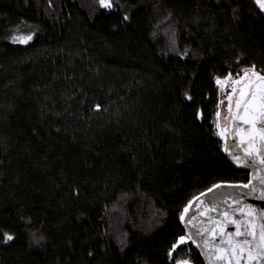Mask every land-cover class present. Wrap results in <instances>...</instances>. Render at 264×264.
<instances>
[{
  "label": "trees",
  "instance_id": "16d2710c",
  "mask_svg": "<svg viewBox=\"0 0 264 264\" xmlns=\"http://www.w3.org/2000/svg\"><path fill=\"white\" fill-rule=\"evenodd\" d=\"M110 1L0 0V264H207L190 205L250 183L215 123L264 9Z\"/></svg>",
  "mask_w": 264,
  "mask_h": 264
},
{
  "label": "water",
  "instance_id": "95a60500",
  "mask_svg": "<svg viewBox=\"0 0 264 264\" xmlns=\"http://www.w3.org/2000/svg\"><path fill=\"white\" fill-rule=\"evenodd\" d=\"M250 73L254 79L240 95L232 129H222L225 155L235 168L250 173V183L212 188L193 201L185 217L207 264H264V133L259 124L264 76Z\"/></svg>",
  "mask_w": 264,
  "mask_h": 264
},
{
  "label": "rangeland",
  "instance_id": "374dc122",
  "mask_svg": "<svg viewBox=\"0 0 264 264\" xmlns=\"http://www.w3.org/2000/svg\"><path fill=\"white\" fill-rule=\"evenodd\" d=\"M258 3L261 6V4H264V0H259ZM253 79H254V76L251 75V73L248 71L236 79H230L224 82H220V85L223 88L221 91L218 113L216 115L215 130H216L217 136L223 141L224 147L226 143V136L222 129L224 127H229L230 129H232V122L237 113L238 104L240 101V95L245 89V86L251 83ZM185 241L180 246H183L189 243L190 239L186 237ZM177 246L175 247V249L180 247V246L178 247Z\"/></svg>",
  "mask_w": 264,
  "mask_h": 264
},
{
  "label": "snow or ice",
  "instance_id": "6c2138e0",
  "mask_svg": "<svg viewBox=\"0 0 264 264\" xmlns=\"http://www.w3.org/2000/svg\"><path fill=\"white\" fill-rule=\"evenodd\" d=\"M257 2H259V0H257ZM100 3L102 6H109L108 3H107V0H100ZM261 7L264 8V4H261ZM125 19H127V17H125ZM238 107H239V104H238ZM262 107H264V105H262ZM245 111H247V108H245ZM261 115H264V113H261ZM259 124H260V131L262 133H264V120H260L259 121ZM241 235H243V233H240ZM6 235V240H12L13 237L11 235ZM233 235L232 233H229V236ZM183 239V238H182ZM243 243H249V241H247L246 239L243 241Z\"/></svg>",
  "mask_w": 264,
  "mask_h": 264
},
{
  "label": "bare ground",
  "instance_id": "6f19581e",
  "mask_svg": "<svg viewBox=\"0 0 264 264\" xmlns=\"http://www.w3.org/2000/svg\"><path fill=\"white\" fill-rule=\"evenodd\" d=\"M182 238H183V239H182ZM182 238L179 240L178 246H180V245H182V243H184L186 237H182ZM185 242H186V241H185ZM178 246H177V247H178Z\"/></svg>",
  "mask_w": 264,
  "mask_h": 264
},
{
  "label": "built area",
  "instance_id": "2783aa9c",
  "mask_svg": "<svg viewBox=\"0 0 264 264\" xmlns=\"http://www.w3.org/2000/svg\"><path fill=\"white\" fill-rule=\"evenodd\" d=\"M107 3H108L109 6L111 5V1H110V0H107ZM107 7H108V6H107Z\"/></svg>",
  "mask_w": 264,
  "mask_h": 264
}]
</instances>
